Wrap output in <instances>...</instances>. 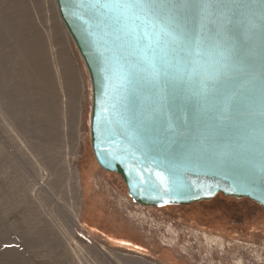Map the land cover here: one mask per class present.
<instances>
[{
  "label": "water",
  "instance_id": "95a60500",
  "mask_svg": "<svg viewBox=\"0 0 264 264\" xmlns=\"http://www.w3.org/2000/svg\"><path fill=\"white\" fill-rule=\"evenodd\" d=\"M88 72L94 157L147 208H264V0H55Z\"/></svg>",
  "mask_w": 264,
  "mask_h": 264
},
{
  "label": "rangeland",
  "instance_id": "374dc122",
  "mask_svg": "<svg viewBox=\"0 0 264 264\" xmlns=\"http://www.w3.org/2000/svg\"><path fill=\"white\" fill-rule=\"evenodd\" d=\"M90 113L56 1L0 0V264H264V209L136 205L98 165Z\"/></svg>",
  "mask_w": 264,
  "mask_h": 264
},
{
  "label": "trees",
  "instance_id": "16d2710c",
  "mask_svg": "<svg viewBox=\"0 0 264 264\" xmlns=\"http://www.w3.org/2000/svg\"><path fill=\"white\" fill-rule=\"evenodd\" d=\"M218 197H224V198H227V199H232V200H234V201H236V202L238 203L237 205H239V204L243 205V204H244L243 201L250 202V203L254 204V205L257 206V207H259V208H261V209H264V208L261 207L260 205L256 204L255 202H253V201H251V200H249V199H247V198H243V199L229 198V197H225V196L222 195V194L217 195V196H216L215 198H213L212 200L196 202V203H193V204H190V205H187V206H192V205H195V204H204V205H205V203L211 205V204H213V201L216 200ZM204 205H202L201 207H202V208H205ZM182 206H186V205H181V206H179V207H182ZM187 206H186V207H187ZM243 206H244V205H243ZM166 207H168V206H166ZM166 207H163V208H166ZM208 207H210V206H208ZM208 207H207V208H208ZM238 207H239V206H238ZM113 235H114V238H115V237H116L115 234H113ZM117 235H118V234H117ZM116 238H118V237H116ZM116 241H117V240H116ZM123 243H124L125 245H127V243H130V239H125L124 241L121 242V244H123Z\"/></svg>",
  "mask_w": 264,
  "mask_h": 264
}]
</instances>
